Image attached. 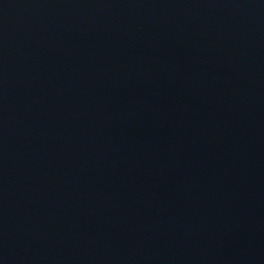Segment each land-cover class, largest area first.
<instances>
[{
    "label": "water",
    "instance_id": "water-1",
    "mask_svg": "<svg viewBox=\"0 0 264 264\" xmlns=\"http://www.w3.org/2000/svg\"><path fill=\"white\" fill-rule=\"evenodd\" d=\"M0 264H264V0H0Z\"/></svg>",
    "mask_w": 264,
    "mask_h": 264
}]
</instances>
